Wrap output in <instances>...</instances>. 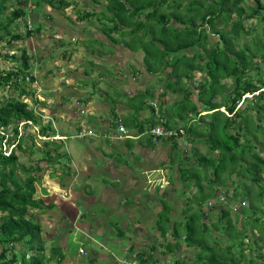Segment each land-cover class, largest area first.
I'll use <instances>...</instances> for the list:
<instances>
[{"label":"trees","instance_id":"16d2710c","mask_svg":"<svg viewBox=\"0 0 264 264\" xmlns=\"http://www.w3.org/2000/svg\"><path fill=\"white\" fill-rule=\"evenodd\" d=\"M30 1H34L35 6L40 5V0H0V41L6 38L7 42H17L31 35L30 30L26 35L11 30L15 22L26 15L24 6ZM91 1L97 6L90 11H80L78 20L97 22L111 43L141 54L147 73L160 77L157 82L162 89L159 98L169 92L183 93L165 114L162 110L160 112L165 127L176 131L183 129L181 137L185 135L191 144L192 155L188 159L184 152H180L178 138L165 139L172 143V164L194 162L193 166H188H192L190 169L178 165L177 171L181 182L195 185L193 196L205 201L216 195L218 189L215 185H224L232 174L256 188L253 194L248 188H242V199L248 205L241 213L250 211L251 214L239 222L240 230H237L238 224L230 217L229 210L221 211L216 219L210 220L215 225L213 230H219L221 234L213 241L207 237L208 225L202 211L188 214L183 222H174L173 241L166 245L167 253L181 249V238L187 249L198 252L193 259L173 254L176 256L173 263L260 264L251 254L245 253L242 246L248 238L252 242L248 243L249 252H255L256 258L264 260V69H260L255 61L259 58L264 63V28L257 39L240 47L238 41L256 29L246 27L245 21H260L264 17V0H251L250 4L246 0H101L104 3L101 7L100 0ZM46 2L55 9L64 10L70 6L67 0ZM10 6L13 8L7 13ZM211 34L219 39L211 41ZM10 57L17 60L16 55ZM28 59L23 51L20 70L0 74V88L13 83L19 89L18 83L28 77ZM195 73L202 77L193 100L187 81L192 80ZM30 80L33 82L32 77ZM26 95L28 91L19 89V96ZM149 95L147 89L129 96L128 100L139 104ZM30 120L38 123L33 109L24 101L12 99L0 105V128L7 134L6 137L0 134V264H52L59 254L57 248L51 249L49 256L45 254L41 226L29 216V210L45 207L35 197L36 168L21 163L15 149L8 155L2 151L3 140L7 145L21 147L25 135L16 142L17 124ZM130 120L138 132H144V124L138 125L133 117L117 119L115 128L118 123L126 126ZM9 127L11 135L7 132ZM147 138L153 142L151 135ZM161 139L164 138H157ZM197 145L206 146V154H200ZM207 178L209 183L202 184ZM235 197L233 195L232 199ZM167 212L163 209L160 215L162 235L168 232ZM182 227L183 233L180 231ZM259 242L262 246H258ZM17 244L20 245L18 249ZM137 259L140 264H146L153 260V255L149 251ZM56 260L60 261L61 257Z\"/></svg>","mask_w":264,"mask_h":264},{"label":"crops","instance_id":"0c3cea01","mask_svg":"<svg viewBox=\"0 0 264 264\" xmlns=\"http://www.w3.org/2000/svg\"><path fill=\"white\" fill-rule=\"evenodd\" d=\"M89 24L96 25L97 31L92 32V36L86 39V43L98 45L106 50L105 43L110 41L103 34V36L99 34L102 32L98 28L97 22ZM39 28H41V24L37 28V33L40 32ZM110 44L115 45L111 42ZM121 48L126 55L139 54ZM106 52L108 51L106 50ZM141 62L143 64V61ZM129 66V71L121 67L119 79L125 80L124 78L127 79L128 75L133 76V81L127 86L134 90L141 89V86L136 87L137 77L143 76L147 79V75H151L144 70V65H142L144 69L133 64H129ZM30 69L33 70L32 73H37L32 65L29 66ZM91 72V69L85 71L87 76H83L81 80L79 78V86L87 85L86 79ZM43 75L46 80L50 81V70L45 71ZM97 80L105 81V77L99 74ZM66 84L63 82V86L66 87ZM124 86L126 85L124 84ZM112 87L114 88L113 93H117V96L112 100L117 101L119 94H123L124 96H121L123 98L132 96L126 92L127 87L123 89ZM37 88L36 86L33 89V108L38 116V126L42 128L40 129L42 136L57 145L44 140L45 151H40L41 156L34 162V166H29L36 168L34 170L36 182L45 179V176H48L47 181L50 182L52 178L58 177V172L64 181V183L60 182L55 191L44 192L43 196L37 195V191L40 189L36 184L35 197L37 199L47 198L48 203L44 204L43 209L34 210L37 211L38 217L40 215L44 217L49 224H53L52 229L54 228V232L51 234L53 237L46 240L43 235L48 233V228L42 227L38 221L42 229L41 236L44 245H49V250L59 249L57 250L59 254L55 256L52 264H64V260L68 262L67 264H140L137 257L149 251L153 255V260L146 264L162 263L165 256L162 254L159 243V238L162 235L160 214L163 209L168 211L169 223L166 235L172 231L174 224L170 222V219L172 222H181L180 219L177 220L174 217L177 204L180 201V197L177 195L179 192L178 183H172L174 182L173 178L175 179L177 176L171 175L167 168H163L168 162L170 163L174 156L172 143L165 139L158 140L156 143L149 141L147 135L138 132L137 126H134L131 120L126 126H123L128 132L131 129L136 135L120 140L115 139V122L119 118H135L138 125L144 124V131L155 124L147 101L145 100L142 105H136L133 102L135 105L133 112H128V106L122 108L123 111H121L118 108L121 104H118L116 108L110 110V113L106 112L102 115L97 111L99 104L94 110L93 98L85 97L86 92L80 90L79 87H75L70 92L63 89L64 91L59 92L60 94L57 89L50 90L46 87L42 90V88ZM147 88H142L144 90H138L135 94L143 92ZM46 95H52L57 99L53 100L51 96L47 97ZM37 96L40 99H37ZM164 98L169 99L168 96H164ZM57 100L59 109L75 100L76 107L73 111L75 120L63 113L60 114L55 109L53 114L48 112L51 110V104V108L56 106L55 101L57 102ZM143 105L146 110L142 108ZM169 106V104L165 105V102L163 106L160 105L163 114ZM116 110L120 112H116ZM86 112L89 118L83 117ZM24 135V137L28 136L27 133ZM139 137L143 139L138 140ZM29 138L31 139V137ZM86 138L87 141H84L86 153H83L81 147L73 146L70 143L73 139L85 140ZM31 147L32 142L27 147L32 152L34 146ZM50 148H53L54 151ZM44 158L41 166L40 161ZM54 166H58V168L54 169ZM99 187H102V191L97 195ZM181 217L184 221L183 212ZM141 224L149 226L145 233L148 234V239L143 237L145 234H143ZM180 231L183 233L184 227ZM82 236L95 241L99 248L90 251L84 249V245H80L79 241ZM131 236H133V240ZM145 244L146 248H144ZM80 249H83L85 254H81ZM58 257H61V260L57 262ZM165 259L169 260L167 256Z\"/></svg>","mask_w":264,"mask_h":264},{"label":"rangeland","instance_id":"374dc122","mask_svg":"<svg viewBox=\"0 0 264 264\" xmlns=\"http://www.w3.org/2000/svg\"><path fill=\"white\" fill-rule=\"evenodd\" d=\"M101 1V0H100ZM68 3H70V6L64 10L61 9H55L50 7L46 0H40V5L35 6L34 1L28 2L26 4L25 10L26 15L19 19L15 24L12 26L11 30L13 33H18L21 35H26L27 30H29V25H31V35L29 37H26L22 41L17 42H7L6 38H4L2 41H0V74L3 75L7 71H16L20 70V57L22 55V52L24 51L26 55L28 56V65H32L34 69L37 70V73H32V69L27 71L28 77L24 81H20L19 89H24L25 91H28V95L21 97L19 96V89H16L14 87V84L11 83L9 86L5 88H0V105L4 104L5 102L16 99V100H22L27 103L29 108H33V101H34V92L33 89L37 86L39 89L42 88L44 90L46 87H48L50 90L57 89L58 93L61 91H64L63 89H66L68 92H70L72 89H75V87H79L80 90L86 92L85 97H91L94 101V110L96 109L97 105V111L98 113H104L108 112L110 113V110L113 108H116L119 105V109L123 111L122 108H125L128 106V112H133L135 110V105L132 101H129V98H123L119 97L117 101L114 99V97L117 96V93H113L114 86L116 89H123L127 87L126 92L129 95L135 94L138 90H144L142 88L148 87L147 89L150 90V97L147 96L144 99H141L142 101L139 103L142 105L144 101H153L154 103L156 101H160V105L163 106L164 102L165 105L169 104L171 105L175 100L180 99L183 95L182 92H169L167 93L166 97L168 96L169 99L163 97H158L159 94L162 93L161 86L157 84L160 77H152L147 75L146 77L139 76L136 80L138 84H136V87L141 86V89L134 90V88H131L130 86H127L131 81H133V76H129L124 78L125 80L119 79V72L121 67L124 70L130 69L129 64H133L134 66H138V68L144 69L142 64V58L140 54H133V55H126L122 52V48L116 45L110 44V42L105 43L106 52L105 49H102L98 45L92 44L89 45L86 43V39L90 38L92 36L93 31H97L96 25H91L89 22L86 21H79L78 17L80 14V11L87 10L90 11L92 7H96L97 5H94V3L91 0H67ZM247 4L252 3L251 0H246ZM104 6V3L101 1L100 7ZM13 7L10 6L9 11ZM264 16V13H263ZM95 21L96 18H93ZM41 21H43L41 23ZM40 22V23H39ZM41 24V28H39V33L36 32V29ZM246 27L253 28L255 27L252 32H250L248 35H246L244 38H240L238 41L239 47L242 46L243 43L250 41L251 39H254L260 35L261 29L264 28V17L260 19V21H257L256 19H251L245 21ZM219 26L218 28H220ZM263 27V28H262ZM228 28V27H227ZM264 30V29H263ZM94 34V33H93ZM101 36L102 33L99 32ZM211 41L218 40L217 35H210ZM264 38V36H263ZM191 54V53H188ZM5 55H8V57H3ZM16 55L17 60L12 59L10 56ZM91 61V63H90ZM256 63L259 66L260 69H264V63H261L259 61V58H256ZM40 69V73H39ZM89 69L92 70L91 73H89L88 78L86 79L87 85L84 87L79 86V78L80 80L83 79V76H87L85 74V71H88ZM50 70L51 76L50 81L46 80L44 78V72ZM145 70V69H144ZM31 71V72H30ZM39 74V75H38ZM99 74H102L105 77V81H98ZM31 76L33 78V82H31ZM82 76V77H81ZM202 75L199 73H195L194 78L192 80H188V88L192 92V98L193 100L196 99V95L198 93L197 85L200 81ZM264 79V76H263ZM129 81V82H128ZM49 82V83H48ZM63 82H66V87L63 86ZM125 82V83H123ZM124 84L126 86H124ZM111 85V88L109 86ZM37 88V89H38ZM115 89V91H116ZM73 92V91H72ZM112 92V93H111ZM51 94V93H50ZM60 94V93H59ZM47 97L51 96L53 100L57 99L54 98L52 95H46ZM250 97V96H248ZM37 99H40L39 96L36 97ZM96 100V101H95ZM217 100H219V97H217ZM56 106L52 107V104L50 105V109L48 112L53 114V111L55 113V110L59 111L60 114H65L69 116L72 120H75V116L73 111H75L76 102L71 101L69 104L64 105L62 109L58 108V100L55 101ZM127 104V105H126ZM63 105V104H62ZM137 105V104H136ZM146 110L145 105L143 107ZM34 109V108H33ZM55 109V110H54ZM223 110V109H222ZM116 112H120L119 110H116ZM83 117L89 118V115L87 116V112L83 115ZM191 123V122H190ZM100 124V123H99ZM182 124H184L182 122ZM187 125H189V120L187 122ZM100 126V125H99ZM184 126V125H183ZM8 134H12V130H10V127L8 129ZM130 135L134 136L136 135L129 130ZM26 133L28 136L25 137L23 141V145L20 149L15 148V152L19 155L20 161L23 162L24 165L29 166L33 165L34 162L37 161V158L41 156L40 151H45L46 147L43 144V141L41 139L42 136H38L36 134H33L31 132V129L26 130ZM42 135V132H41ZM140 136V135H138ZM24 137V136H23ZM31 137V139L29 138ZM143 139L142 137H139L138 140ZM50 141V139H48ZM84 141H87V138L85 140L80 139L71 140V145L73 146H79L82 148L83 153H86V147L84 146ZM179 142V149L180 152H184L186 157L188 159L191 158V150L190 146L191 144L188 143L186 140V136L179 137L177 139ZM31 142L34 144L33 151L29 150L27 147L31 145ZM198 151L200 154H206L207 147L203 145H197ZM52 151L53 148H50ZM187 150V151H186ZM93 158V157H92ZM43 160L40 161V165L42 166ZM64 161L62 162V164ZM184 168L190 169L194 162L192 160L189 161H182V163H174L172 164L168 162L164 169H168L169 172H171V175L174 176V174L177 176L175 179L173 178L175 183H178V190L179 192L177 195L180 197V201L177 204L176 212H175V219H180L181 222H183V218L181 217V213L183 212V217L186 218V216L192 215L193 213H201L203 211L204 206H206V201L213 200L215 197V194L207 198V200H199V196H193L196 193V187L193 185V182H188L184 184L180 180V175L178 174V165H181ZM189 165H192L191 167H188ZM196 165V163H195ZM49 167V166H44ZM51 168V167H49ZM48 168V169H49ZM58 166H54V169H57ZM204 171V169L202 170ZM58 177L52 178L50 182L47 180L49 179L48 176H45L46 178L38 180L36 182L38 188L40 191H37V195L43 196L44 192L49 191H55L58 188V185L61 183H64L61 178V174L58 172ZM55 175V174H54ZM54 175H51L52 177H55ZM65 175V174H64ZM64 179V178H63ZM209 183V179H205L202 181V184L207 185ZM216 189H218V193L222 194L225 197L224 203H217L215 202L212 210L208 211V215L205 217V223L208 225V231H207V237L209 240H214L216 235L221 236L219 233V230L214 231L213 227L215 225H212V222L210 220H214L218 217V215L221 213V211H227L229 210V215L233 219H235V222H237L238 227L237 230H240L239 222L242 220H245V216L251 214L250 211L244 212L242 214L241 212L246 208L248 205V202L246 200L242 199V188H248L250 192L253 194L254 190H256L255 185L251 184L250 182H247V180H244L243 178L237 176L236 174H232L229 176V180L225 182L222 186H216ZM100 189H97V195L102 191V187H99ZM207 191V190H206ZM227 191V192H226ZM236 195L234 199H232V196ZM40 201L42 202L43 206L44 204L48 203L47 198H41ZM38 210V209H37ZM40 210V209H39ZM37 211L32 209L29 210V216H31L34 220V222L39 221V223L42 225V227L48 228V233L44 234V239H48L51 236V234L54 232V228L52 229L53 224L45 220L44 217L40 215V217L37 216ZM161 215V214H160ZM261 215V214H260ZM247 221V220H246ZM171 223H174L176 221H173L170 219ZM178 222V221H177ZM143 227L142 231L143 234L147 232L148 224L145 226L141 224ZM250 231L247 232L249 234ZM144 239H148V234H145ZM172 232L170 231L167 235H161L159 238L160 248L162 251V254L166 257H168L169 260H166L165 257L163 258V262L159 264H174L173 257L176 255V253H173L174 255H170L167 253V247L166 245L169 243H172ZM133 240V236H131ZM43 239V238H42ZM80 245H84V249L86 250H95L99 247L97 246L96 242L93 240H89L87 237H81L80 238ZM181 241V247L182 249L177 253V255H180L181 258L184 259H193L194 254L198 252V250H192L187 249L188 247L184 244L183 239H180ZM248 243L251 244L246 238L244 240V245L242 248L244 249L245 253L251 254L252 258H255L256 261H258L260 264H264L263 259L256 258L255 252L250 253L249 252V246ZM47 246V248H46ZM258 246H262V243L259 242ZM20 247L19 244L16 245V248L18 249ZM49 245H45V253L46 255L50 254ZM187 247V248H186ZM144 248H146V244L144 245ZM150 248V247H149ZM1 250V246H0ZM47 250V251H46ZM148 250V249H147ZM103 253V252H102ZM238 256V254L236 253ZM173 260V261H172ZM64 264L68 263L66 260H64Z\"/></svg>","mask_w":264,"mask_h":264},{"label":"built area","instance_id":"2783aa9c","mask_svg":"<svg viewBox=\"0 0 264 264\" xmlns=\"http://www.w3.org/2000/svg\"><path fill=\"white\" fill-rule=\"evenodd\" d=\"M149 104L152 107L154 115L156 116L159 122L158 125H156L155 127L151 128L148 132H146V134L151 135L153 137V142H157L158 141L157 138H164V139L171 138V137L179 138L181 137V135L184 134L183 129L176 131L174 129H171V128L169 129L165 127L164 120L161 118V115H160V112H159V109L156 103L150 102ZM27 123L32 127L34 134L38 136H42L40 134V129L37 126H35L31 121H28ZM25 124L26 122L19 123V126H18L19 135H21V129ZM0 134L5 135V137L7 136L6 134L2 132L1 129H0ZM130 137L132 136L129 134L126 128L121 123H118L117 128H116L115 139L120 140V139H125V138H130ZM41 138H44V137L42 136ZM14 146H15L14 144L7 145L6 140L2 141V151L4 152L5 155H8ZM79 252L82 254H85L83 250H80Z\"/></svg>","mask_w":264,"mask_h":264},{"label":"clouds","instance_id":"9594fccd","mask_svg":"<svg viewBox=\"0 0 264 264\" xmlns=\"http://www.w3.org/2000/svg\"><path fill=\"white\" fill-rule=\"evenodd\" d=\"M29 27H31L30 25H29ZM31 28H29V30H30ZM150 102H153V101H148L147 102V105L149 106V107H151L150 106ZM155 102H156V105H157V107H158V109H159V107H160V103L158 102V101H156L155 100ZM26 103V102H25ZM29 108V107H28ZM30 109H33V108H30ZM150 110H151V113H152V116H153V119H154V121H155V124H153L152 126H150L147 130H145L142 134H144V135H148V134H146V132H148L151 128H153V127H155L156 125H158L159 124V122H156V121H158V119L156 118V116L154 115V112H153V109H152V107L150 108ZM33 111H34V109H33ZM159 112H160V109H159ZM34 113H35V111H34ZM35 115L37 116V114L35 113ZM160 115H161V112H160ZM37 118H38V116H37ZM161 118H162V116H161ZM163 119V118H162ZM35 126H37L39 129H42V128H40L39 126H38V123H34L32 120H30ZM21 122H26V124L22 127V129H21V135H19V131H18V135H17V138H16V142H17V140L22 136V135H24L25 133H26V130H28V129H31V132L33 133V130H32V127L27 123L28 121H20V122H18V126H19V123H21ZM1 130H2V132L4 133V130L2 129V128H0ZM172 129V128H171ZM175 130V129H174ZM41 130H40V134H41ZM4 134H6V133H4ZM34 134V133H33ZM7 135V134H6ZM5 136V135H4ZM44 137V136H43ZM42 140H48V138L47 137H44V138H41ZM156 143V142H155ZM14 148L15 147H13L12 148V150H14ZM11 150V151H12ZM222 199V200H221ZM207 200V199H206ZM215 202H217V203H224L225 202V197L222 195V194H219V193H217L216 195H215V197L213 198V200H208V201H206V206H204V209H203V213H204V216L206 217L207 215H208V211H209V209L210 208H212L213 207V205H214V203ZM205 220V219H204ZM203 220V221H204ZM182 248V247H181ZM187 248V247H186ZM80 250H83V249H80ZM181 250V249H180ZM180 250H177V251H180ZM193 250V249H192ZM194 250H196V249H194ZM84 251V250H83ZM85 252V251H84ZM173 253H175V252H173ZM173 253L171 254V256L173 255ZM82 254V253H81ZM173 257H176V256H173ZM173 261V260H172ZM131 264H135V263H131Z\"/></svg>","mask_w":264,"mask_h":264}]
</instances>
